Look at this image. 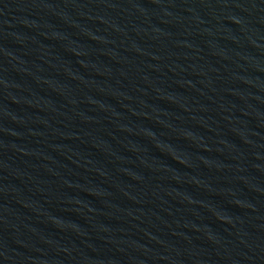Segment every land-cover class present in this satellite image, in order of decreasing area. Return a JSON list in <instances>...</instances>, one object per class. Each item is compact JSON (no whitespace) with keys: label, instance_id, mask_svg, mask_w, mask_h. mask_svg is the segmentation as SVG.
I'll list each match as a JSON object with an SVG mask.
<instances>
[{"label":"water","instance_id":"water-1","mask_svg":"<svg viewBox=\"0 0 264 264\" xmlns=\"http://www.w3.org/2000/svg\"><path fill=\"white\" fill-rule=\"evenodd\" d=\"M0 264H264V0H0Z\"/></svg>","mask_w":264,"mask_h":264}]
</instances>
